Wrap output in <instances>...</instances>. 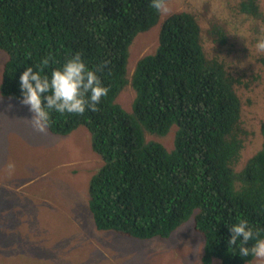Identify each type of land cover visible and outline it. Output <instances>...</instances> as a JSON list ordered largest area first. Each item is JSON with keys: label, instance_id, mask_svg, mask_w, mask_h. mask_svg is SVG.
Returning <instances> with one entry per match:
<instances>
[{"label": "trees", "instance_id": "trees-1", "mask_svg": "<svg viewBox=\"0 0 264 264\" xmlns=\"http://www.w3.org/2000/svg\"><path fill=\"white\" fill-rule=\"evenodd\" d=\"M259 12V0H242ZM244 5V6H243ZM160 12L150 0H0V49L8 54L0 92L20 100L19 76L27 65L51 72L79 53L109 89L97 111L51 114L50 132L68 135L85 127L102 164L89 185L97 228L138 239L168 238L186 221L205 238L203 264H245L228 245V224L246 219L264 229V120L258 151L242 162L250 138L239 93L242 80L205 45L195 14L176 12L164 22L155 52L130 73V47L151 29ZM214 47L229 41L217 24ZM262 67L254 78L264 76ZM35 70V69H34ZM135 91L127 111L117 100ZM175 128L173 148L150 135ZM240 164L242 165L240 167ZM264 237V231H261ZM251 243V242H250Z\"/></svg>", "mask_w": 264, "mask_h": 264}, {"label": "rangeland", "instance_id": "rangeland-1", "mask_svg": "<svg viewBox=\"0 0 264 264\" xmlns=\"http://www.w3.org/2000/svg\"><path fill=\"white\" fill-rule=\"evenodd\" d=\"M242 0H166L169 11L160 12L158 22L139 33L130 47L129 69L153 53L159 45L164 22L176 12H191L200 22L205 39L219 24L228 30L229 41L211 54L225 59L242 80L239 93L250 138L242 162L261 147L264 120V76L255 42L264 37V0L260 11H242ZM244 6V5H243ZM207 39V38H206ZM8 54L0 49V86ZM135 91L130 85L117 100L133 108ZM11 105V107H10ZM31 113L0 92V264H203L205 238L186 221L168 238L138 239L114 230L97 228L90 209L89 185L102 159L94 151L90 132L83 126L68 135L40 132L32 127ZM176 130L152 134L173 148ZM242 165L240 164V167ZM211 264H223L214 257ZM246 264V263H245ZM247 264H264L255 258Z\"/></svg>", "mask_w": 264, "mask_h": 264}, {"label": "clouds", "instance_id": "clouds-1", "mask_svg": "<svg viewBox=\"0 0 264 264\" xmlns=\"http://www.w3.org/2000/svg\"><path fill=\"white\" fill-rule=\"evenodd\" d=\"M150 6L157 12L169 11L166 0H150ZM255 47L258 52H264V37L256 40ZM50 60L51 57L44 58L42 66L27 65L19 76L20 103L31 113L32 127L40 132L50 126L53 112L81 115L87 110L97 111L102 97L109 91L97 70L89 68L79 53L46 72L44 68ZM228 230L231 234L228 245L237 255L245 262L248 257L264 262V237L261 236L264 229L254 228L246 219H239L228 224Z\"/></svg>", "mask_w": 264, "mask_h": 264}]
</instances>
